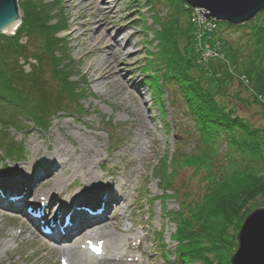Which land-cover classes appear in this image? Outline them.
Masks as SVG:
<instances>
[{
	"label": "rangeland",
	"instance_id": "1",
	"mask_svg": "<svg viewBox=\"0 0 264 264\" xmlns=\"http://www.w3.org/2000/svg\"><path fill=\"white\" fill-rule=\"evenodd\" d=\"M117 1L119 2L115 13L112 14L113 24H126L133 20L132 28H129L128 31L136 30L138 32L136 36L131 38L132 42L136 41L137 43L128 52L125 49L122 60H117V63L119 69H121L120 73L122 75L125 74L126 80H129L134 75L135 80L142 86L144 96L149 99V102L147 101L145 104V112L147 116L153 117L150 123L153 129L150 132L158 139L155 145V152L151 153L153 157L150 158L148 163H145V154L150 152L147 148L144 149V143L148 140L145 133L146 129L140 117H134L133 113H129L124 109L127 106V109L135 110L131 101L119 97L124 92H117L118 89L116 87L111 88L112 93H108L106 88L99 90L94 84H89L86 77L81 76L83 65L81 61H78L77 47L74 46L73 40H69L65 36L70 15L73 13L67 10V3L62 0H45L44 2L51 9L52 13L50 15L53 17L49 25H52L53 28L58 27L56 36L66 43L63 50L68 53L67 64L71 69L70 78L74 82L80 96V100L74 106L76 107L77 105L83 112L79 114L76 112V108H72L68 112L57 113L48 119L46 126L43 128L36 127L27 115L20 113L18 122L21 128L12 126L5 129L9 137L15 141L14 146L19 154L12 152L13 155L10 158L12 163L5 162L7 164L3 168L0 167V184L9 189L20 187V180H13L12 178L16 173L20 175L22 171L18 170L16 165L19 164L28 150L27 138L23 136L27 127H36L40 136H45L46 133L51 131L55 137H60L55 122L57 118L61 117L64 124L69 128L71 137L77 142L86 134L88 135L90 125L94 126L96 127L95 134L97 139L92 136V140H94L93 142L96 145L100 146L101 156L107 157L112 154L118 155L124 150L130 151V154L137 158L134 169L141 171V176L135 181L133 179V186L130 190L128 201L124 203V210H120L123 216L124 229L118 233V237L122 240L118 251L123 256V260L120 263H114L113 260L105 255L113 254L105 253L102 257L105 262L100 261L96 264H171L174 261V254H179V249L184 247L181 244L178 245L177 241L179 239L175 236L178 229L177 223L169 219V215L176 217L174 212L179 208L182 209L183 205L180 203V199L189 196V204L193 205V208H195L198 200V197L195 198L196 191L199 190V187H197L198 177L193 174L195 168L193 165L188 167H182L181 165L190 161H197L198 159L196 158L199 156L188 158L187 160L183 158L182 161L178 162L175 160L179 154L189 152L197 144L198 134L194 129L193 121L184 113V104L179 92L175 90L176 86L164 81V77L167 76V67L162 59L163 56L159 54L160 46H158L157 40L160 39L159 31L163 30V28L161 30V23L166 24L168 20L170 24H173L171 33L174 34L177 50L182 53L185 52V33L186 28L189 27L192 47L195 50L196 46L200 45V55L205 59V64L203 67L201 66V69L192 66L189 73L200 80L201 83H199L213 95L220 106L223 105L227 109L231 108L234 115H238L253 126L264 130V105L261 99L254 95V90L251 93L248 92L247 89H244L239 84L238 80L237 82L239 83L233 80L229 83H224V86L221 85L223 84L221 81H224L223 74L225 69H231L232 75L234 72L237 75H241L242 72L239 67H234L238 63L237 60L245 61L251 54L257 53L259 44L256 43L260 39L254 35H249L251 34L249 24L264 10L245 23L230 24L224 21H217L211 16L205 17L201 15L200 9L208 11L202 7H190L183 0ZM31 2L32 0H17L20 19L24 7ZM130 5L133 8L127 9ZM157 17L159 18L156 19ZM107 19H109V16ZM157 20L158 23H155ZM18 26L10 34L5 35L13 36ZM119 35L118 40L122 38L121 32ZM260 47L263 52V41ZM99 55L104 56L105 54ZM232 55H234V59L237 62H233ZM147 60L150 63L145 69L151 71V78H146L144 71V63ZM25 69H28L27 65ZM238 69L239 72H237ZM152 81H155V85L152 84ZM156 85H159V88L154 90L153 87ZM44 86L49 88L50 92H53V87L50 86L49 82L45 81ZM0 106L2 105L0 104ZM2 107L5 112H8V108ZM1 122L0 130L3 128ZM140 137H142V140H140L141 144L138 150L135 145H131V142L134 140L137 143ZM69 147L71 146L69 145ZM140 149H143V151H140ZM210 159L213 160L210 165H213L214 169L216 162L213 158ZM218 159L221 158L218 157ZM97 162H103V160L99 159ZM115 162L123 170L130 167V164L120 157L115 156ZM108 165L111 166L112 163L109 162ZM9 166L13 167L12 171ZM96 170L101 173L98 168ZM22 172L24 175L25 172ZM234 176L237 175L234 174ZM167 177L171 178L170 186L171 188L174 187L173 191H165V188H167L165 183ZM237 178L240 179L238 176ZM96 191L99 192L100 187L94 189V193H97ZM76 192L77 195L75 196V193H73L74 197H71V199L75 198V201L80 202L83 195L90 192V189L83 191L80 197L78 196L80 193ZM0 193L2 195L1 188ZM44 198L45 196L39 195L38 200L35 202L42 204ZM229 198V196L226 197L227 200ZM250 200L248 205H254V208L264 206V195L262 194ZM190 205L189 207H191ZM77 206L81 207L79 204ZM253 207H251V210H253ZM37 208L35 206L32 207L33 210ZM221 212L225 216L229 217L230 215L225 210V207L222 208ZM111 213L114 214L113 209ZM111 213H109V216ZM248 213L244 215L240 226ZM201 215L199 214L196 217ZM205 216L206 214L204 213L203 217ZM109 218L112 220V217ZM28 223L30 222L24 215L21 217L20 214H12L1 208L0 242L2 244L0 245V264H59L60 257L54 258L55 252L46 247L45 243L48 244V241L46 239L39 240L33 234H30L31 228ZM239 228L234 231L231 227L229 230L235 234V246L227 256L209 254L211 258L214 256L213 258L219 261H216L217 264L222 263V261L230 264V256L236 249V234ZM20 230H27V232L18 239H12V236L17 235ZM130 230L135 232V236L132 238H130L132 233ZM79 240L81 238H76L75 241ZM83 245L86 246V243L79 244V249H82ZM137 245L139 246L138 248ZM197 249L198 247L193 248V250ZM37 251L40 252L41 257H34ZM153 256L158 257L155 262L149 260ZM187 264H203V261L195 259Z\"/></svg>",
	"mask_w": 264,
	"mask_h": 264
},
{
	"label": "trees",
	"instance_id": "2",
	"mask_svg": "<svg viewBox=\"0 0 264 264\" xmlns=\"http://www.w3.org/2000/svg\"><path fill=\"white\" fill-rule=\"evenodd\" d=\"M44 1L32 0L24 7L13 36L0 33V104L8 108L5 112L0 106V121L6 128H20V113L27 115L36 127L43 128L48 119L57 113L68 112L72 108H76L79 114L83 112L80 107L74 106L80 96L70 78L68 53L63 50L66 43L56 36L58 27L49 25L52 12ZM172 27L168 20L166 24L161 23L163 30L159 31L160 39H157L159 54L167 67L164 81L176 86L184 112L193 121L198 134L197 144L189 152L179 154L175 160L178 162L183 158L187 160L199 156L197 161L181 165H193V174L198 177L199 190L193 193L195 198L198 197L195 208L189 204L187 196L180 199L183 207L174 212L176 217L169 215V219L177 223L175 236L180 241H177L178 245L184 247L176 254V261L177 264H187L198 259L203 264H217L219 261L210 255H228L235 246V234L229 230L232 227L236 231L244 215L251 211L254 205H248L250 199L264 195V130L234 115L231 108L220 106L213 95L203 88L200 80L189 73L192 66L198 68L189 27L185 33L184 53L177 50ZM249 29V35L260 39V43H256L259 49L245 61L237 60L239 64L234 67H239L241 75H229L225 69L221 85L238 80L240 83H237L248 92L254 90V95L264 105V51L260 47L261 42L264 43V11L250 22ZM231 58L234 63L237 62L234 55ZM26 65L28 69H25ZM148 77L151 78V74ZM45 81L53 87V92L44 86ZM152 84L155 85V81ZM158 88L159 85L153 87L154 90ZM0 140L6 142L8 154L19 153L11 141L7 143L5 132L0 134ZM210 158L216 162L214 169ZM165 183V191L174 190L170 186L171 178L167 177ZM227 196L230 197L228 200ZM223 207L230 213L229 217L221 212ZM199 214L202 215L196 217ZM194 247L198 249L193 250ZM222 263L227 264L225 261Z\"/></svg>",
	"mask_w": 264,
	"mask_h": 264
},
{
	"label": "bare ground",
	"instance_id": "3",
	"mask_svg": "<svg viewBox=\"0 0 264 264\" xmlns=\"http://www.w3.org/2000/svg\"><path fill=\"white\" fill-rule=\"evenodd\" d=\"M62 1L67 3V10L73 12L65 36L73 40L74 46L77 47L78 61L83 65L81 76L86 77L87 82L94 84L99 90L108 89V93H112L111 88L116 87L117 92H124L119 97L132 102L134 111L127 109V106L124 109L133 113L134 117H140L144 124L148 139L144 143V149L150 150L145 154V163H148L153 157L151 153L155 152L158 140L151 134L153 128L150 123L153 117L147 116L145 112V104L149 99L144 96L142 86L135 80L134 75L126 80L125 74L120 73L121 69L117 63V60H122L123 51L127 49L128 52L137 43L132 42L131 38L138 32L128 31L132 28L133 20L126 24H113L112 14L115 13L119 2L117 0ZM132 8V5L127 7V9ZM106 16H109V19ZM15 27L16 24L7 30L14 31ZM120 32L122 38L118 40ZM55 126L60 137H55L51 131L45 136H40L34 126L24 130L23 136L27 138L28 150L16 166L25 173L23 175L21 171L20 175L16 173L14 176V180H20V187L9 189L0 184L3 195L0 193V210L2 208L5 211L14 209L20 211L30 222L28 223L31 228L30 234L39 240L48 241V244L44 243L55 252L54 258L60 257L59 264L62 263V258L64 264H96L104 261L102 257L105 253L113 254L105 255L114 263H120L123 256L118 249L122 240L118 237V233L124 229L120 210H124V203L128 201L133 179L135 181L141 176V171L134 169L137 158L126 150L118 155L101 156L100 146L92 140V136L97 139L94 126L90 125L88 135L77 142L71 137L69 128L61 117L57 118ZM140 140L142 137L138 138L137 143L133 140L131 145H135L138 149ZM115 156L128 162L130 167L123 170L115 162ZM99 159L103 162H97ZM5 162L12 163L10 160L2 161L1 168L7 164ZM109 162L112 163L111 166L108 165ZM96 168L101 173H98ZM98 187L100 191L94 193V189ZM89 189L90 192L84 194L80 202L75 201V198L71 199L74 197L73 193L77 195L76 191L80 193L78 194L80 197L83 191ZM35 195L45 196L44 202L42 204L34 202ZM10 196L15 197L13 201L9 199ZM78 204L81 207H78ZM29 205L45 211L39 218H31L27 213L28 210L25 209ZM89 209L93 211L88 214L86 211ZM112 209L114 214L111 213ZM51 212L54 213L52 222L49 221ZM63 212L65 213L62 217ZM66 214L68 222L64 225ZM109 217H112V220ZM45 226L51 229L50 233H44ZM130 231L132 238L135 232ZM26 232L27 230H20L17 235L12 236V239H18ZM76 238L81 240L75 241ZM83 243H86V246L83 245L82 249H79V244ZM91 244L95 249L91 248ZM34 257H41L40 252L37 251ZM157 258L153 256L149 260L155 262Z\"/></svg>",
	"mask_w": 264,
	"mask_h": 264
},
{
	"label": "water",
	"instance_id": "4",
	"mask_svg": "<svg viewBox=\"0 0 264 264\" xmlns=\"http://www.w3.org/2000/svg\"><path fill=\"white\" fill-rule=\"evenodd\" d=\"M190 7H202L201 15L217 21L242 24L264 10V0H183ZM17 0H0V33L10 34V26L20 24ZM15 27V28H16ZM237 247L230 264H264V206L244 218L236 235Z\"/></svg>",
	"mask_w": 264,
	"mask_h": 264
},
{
	"label": "built area",
	"instance_id": "5",
	"mask_svg": "<svg viewBox=\"0 0 264 264\" xmlns=\"http://www.w3.org/2000/svg\"><path fill=\"white\" fill-rule=\"evenodd\" d=\"M211 34H212V32H211ZM210 36V35H209ZM212 37V36H211ZM199 50H201V47H200V45H197L196 46V49H195V51H196V53H197V55H198V58H199V62L201 63V64H205L204 63V57H202L201 55H200V51ZM241 79H243V77L241 78Z\"/></svg>",
	"mask_w": 264,
	"mask_h": 264
},
{
	"label": "snow or ice",
	"instance_id": "6",
	"mask_svg": "<svg viewBox=\"0 0 264 264\" xmlns=\"http://www.w3.org/2000/svg\"><path fill=\"white\" fill-rule=\"evenodd\" d=\"M98 250V249H97Z\"/></svg>",
	"mask_w": 264,
	"mask_h": 264
}]
</instances>
